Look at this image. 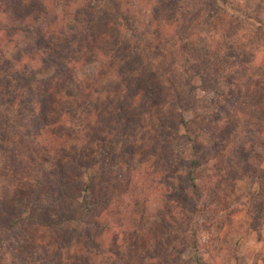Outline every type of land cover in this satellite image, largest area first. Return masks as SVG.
<instances>
[{
    "label": "trees",
    "instance_id": "obj_1",
    "mask_svg": "<svg viewBox=\"0 0 264 264\" xmlns=\"http://www.w3.org/2000/svg\"><path fill=\"white\" fill-rule=\"evenodd\" d=\"M246 1L260 9L243 10L259 24L252 47L264 0ZM122 3L0 0L15 50L0 37V264H170L176 214L202 264L199 218L216 216L221 185L202 182L200 139L218 160L232 145L233 85L237 109L264 117V65L233 39L243 18H222L241 0L171 4L169 24L155 22L160 6L140 24L145 10ZM156 191L165 198L151 209Z\"/></svg>",
    "mask_w": 264,
    "mask_h": 264
},
{
    "label": "rangeland",
    "instance_id": "obj_2",
    "mask_svg": "<svg viewBox=\"0 0 264 264\" xmlns=\"http://www.w3.org/2000/svg\"><path fill=\"white\" fill-rule=\"evenodd\" d=\"M122 1V6L128 8L131 6L132 9L139 7L145 10L144 13L136 12V18L140 24L150 21L147 18V10L158 6L162 7L163 13L161 17L155 19V22L164 21L168 24L175 22L173 19L176 18V14L170 15V11L166 9L171 4L178 8L185 4V0H177V3L175 0H167L166 4L162 0ZM241 1L242 9L236 10L228 7L226 8L228 13L222 14V18L229 19L233 14L243 18L241 21H236L233 26V39L237 41V44L247 45L243 49L249 53L250 61L252 60L251 55H256L255 65H264V39L251 47L253 41L250 37V32L253 31L251 24L254 26H259V24L252 19V16L243 13V10H246L254 15L258 14L259 3ZM235 30L238 33L234 32ZM0 37L5 53L13 55L15 53L14 43H8L5 33H0ZM258 72L256 68L249 70L242 82L245 84L253 80L260 73ZM237 92L238 90L233 85V121L241 119V122L239 121L241 128H233V143L226 153L224 152L218 160L215 152L207 145V137L203 136L200 139L204 148L200 153L201 164L198 169L202 182L213 185L218 182L221 185L220 198L216 201L218 204L216 216L213 217L208 213L199 218L202 226L199 231V253L202 264H264V117L256 118V112L250 113L245 107L237 109L239 99ZM205 94L207 93L203 90L197 92L200 100ZM248 101L249 97L245 98V102ZM235 111L239 112L235 113ZM222 118V120H227V117ZM249 124L252 129L248 131ZM204 192L205 196L209 194L207 189ZM164 198V192H152L149 196V207L156 209L159 204L163 203ZM207 200L209 199H202V203ZM178 202L182 210H188L192 206L188 199L180 198ZM176 210L180 211V209ZM180 216L176 214L173 221L177 223L180 221L182 225L171 224L167 231L170 234H165V239L173 241V246L178 245L177 252L170 255L168 261L171 262L170 264H192L190 261L192 255L189 251L191 237L187 233V235L180 233V230L185 228L182 223L183 217L180 218ZM184 237L187 238V243L182 240Z\"/></svg>",
    "mask_w": 264,
    "mask_h": 264
}]
</instances>
